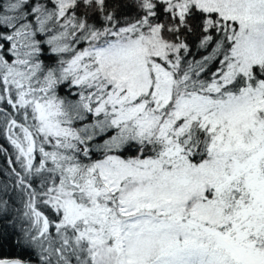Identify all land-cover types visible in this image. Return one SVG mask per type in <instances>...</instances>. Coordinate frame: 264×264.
<instances>
[{
	"label": "snow or ice",
	"instance_id": "snow-or-ice-1",
	"mask_svg": "<svg viewBox=\"0 0 264 264\" xmlns=\"http://www.w3.org/2000/svg\"><path fill=\"white\" fill-rule=\"evenodd\" d=\"M0 264H264V0H0Z\"/></svg>",
	"mask_w": 264,
	"mask_h": 264
}]
</instances>
